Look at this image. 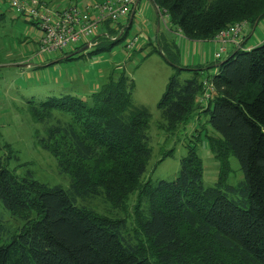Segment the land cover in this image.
Masks as SVG:
<instances>
[{
    "label": "trees",
    "instance_id": "trees-1",
    "mask_svg": "<svg viewBox=\"0 0 264 264\" xmlns=\"http://www.w3.org/2000/svg\"><path fill=\"white\" fill-rule=\"evenodd\" d=\"M150 2L191 42L210 41L234 24L253 26L264 19V0ZM4 4L0 25L9 21ZM129 18L106 22L89 55L124 41ZM158 37L151 53L161 54L174 73L156 105L157 128L171 135L191 116L208 117L205 124L213 135H205V142L218 164L215 185L202 184L200 132L186 145L173 181H143L152 158L151 113L133 104L134 85L123 70L112 72L86 98L29 99L25 111L44 134L37 136L38 144L69 184L49 187L30 174L17 176L8 169L7 146L0 140V205L23 222L10 232L0 221V264H264V43L245 50L240 39L222 62L185 66L175 43ZM182 73L190 77L182 80ZM205 91L210 97L197 102ZM171 154L165 152L159 162ZM229 156L243 174L234 186L227 183ZM132 195L136 203L128 219L125 207ZM96 197L124 216L78 205Z\"/></svg>",
    "mask_w": 264,
    "mask_h": 264
},
{
    "label": "rangeland",
    "instance_id": "rangeland-1",
    "mask_svg": "<svg viewBox=\"0 0 264 264\" xmlns=\"http://www.w3.org/2000/svg\"><path fill=\"white\" fill-rule=\"evenodd\" d=\"M24 1L31 4V0ZM37 1L44 4L50 11L61 10L69 6L85 9L86 5V3L81 5L80 0ZM1 6H3L1 10L6 13L9 21L0 25V140L3 145L7 146L4 154L7 155L5 161L10 171L17 176L30 174L35 181L49 187L68 188V178L58 172L55 159L39 146L36 138L44 135L42 127L31 121L25 111V102L32 98L45 100L63 94L86 98L88 89L95 91L107 82L112 72L118 73L123 70L134 85L133 104L144 106L151 113L149 136L152 158L143 176V181L149 180L151 183L158 180L173 181L179 174L180 161L186 154V145L193 139V136L200 132L201 140L197 149L203 164L202 184L205 188L215 185L218 164L207 150L205 142V135H213L212 130L205 124L208 117L201 116L200 120H197L196 116H191L184 128H180L171 135L157 128L160 118L156 105L174 69L161 54L151 53L152 47L156 43L157 36L161 39L160 35L166 36L168 43H175L176 39H185L178 30L171 29L165 11L160 10L158 13L150 0H140L131 29L124 41L119 42L109 51L91 56L89 55L92 51L90 48L97 46L96 43L74 60L48 66L51 61L55 60V56H37L38 41L41 36L39 30L29 24L25 18L14 16V12L6 4ZM11 19H16L13 24ZM258 24L255 23L253 26L246 23L234 24L232 27H237L238 30L234 31V36L226 43H222L219 37L220 32L214 39L205 41L214 42L216 45L213 61L225 60L227 55L222 56L221 54L222 50H225L224 45L237 38L242 39L247 31L254 30ZM259 31L260 27L253 35L252 43L256 41V37H259ZM134 39H137L134 48L127 49L126 43L133 42ZM178 42L177 49L180 59L189 57V60H197V52H195V46L193 47L195 44H188L190 45L188 46L183 45V42ZM24 64H29V66L14 67ZM212 70L214 69H210L209 72ZM189 77L188 73L181 75L182 80ZM202 124H205V127H201ZM169 151L172 152L171 156L159 162L163 154ZM228 162L230 173L227 183L234 186L243 181V174L233 156H229ZM135 203L136 196H129L125 207L127 211L125 217L129 216L128 219H130ZM78 205L86 206L104 215L124 216L107 204L102 197H96L87 202L79 201ZM0 221L10 232L17 230L23 224L22 221L11 217L1 205Z\"/></svg>",
    "mask_w": 264,
    "mask_h": 264
},
{
    "label": "built area",
    "instance_id": "built-area-1",
    "mask_svg": "<svg viewBox=\"0 0 264 264\" xmlns=\"http://www.w3.org/2000/svg\"><path fill=\"white\" fill-rule=\"evenodd\" d=\"M30 2L31 4L24 0H0V3H5L16 16L29 19L34 23L35 28L41 33L37 56H55L54 58H57L69 53L66 51L73 47L89 45L90 48L94 46L96 44L94 38L101 33L104 24L106 22L113 24L124 22L132 12L134 13L137 0H104L99 3L90 2L85 5V9L69 6L55 11L48 10L44 4H40L37 0ZM237 30V27L231 26L220 32L219 37L222 43H226L229 38H232L234 31ZM136 42L137 39H134L133 42L126 43L125 47L131 50ZM228 44L224 45L226 52L222 50V56L231 48L238 47L240 38L230 41ZM203 85H207L206 81L203 82ZM209 97L210 94L205 91L199 102L205 103Z\"/></svg>",
    "mask_w": 264,
    "mask_h": 264
},
{
    "label": "crops",
    "instance_id": "crops-1",
    "mask_svg": "<svg viewBox=\"0 0 264 264\" xmlns=\"http://www.w3.org/2000/svg\"><path fill=\"white\" fill-rule=\"evenodd\" d=\"M80 1H81V5H83L84 3L87 4V2H88L87 0H80ZM100 1H104V0H100ZM136 3L137 4H136V8L134 10L133 15L135 14L136 10L139 7L140 0H137ZM129 20H130V18H129ZM132 22H133V20H132ZM261 23H262V25H260ZM258 27H260V31H259L260 35H259V37H256V41H254L252 43L251 40H252L253 35H254V33ZM161 36H163V35H161ZM163 37H166V36H163ZM178 41L183 42V45L195 44V45H193V47L195 46L194 49H195V52H197V60L196 59L189 60L188 59L189 57L186 59H181L182 61H180V63L182 65H185V66H208L210 63L214 62L213 61V54H214L215 49H216V45L214 42H190V41H187L186 39H176L175 40L176 46H177V43H179ZM250 42H251V44H249ZM262 43H264V19L259 22V24L257 25V27L254 30H249L243 35L241 45H242L243 49L249 50V49H252V48H254V47H256ZM188 46H190V45H188ZM73 49H75V47L68 49L66 52H70ZM198 53H199V55H198ZM59 57H61V56H59ZM57 58H55V59H57ZM53 61H55V60H53ZM214 72L215 71H211L210 73L212 74ZM92 92H94V91L93 90L91 91L88 89L87 95H90Z\"/></svg>",
    "mask_w": 264,
    "mask_h": 264
},
{
    "label": "water",
    "instance_id": "water-1",
    "mask_svg": "<svg viewBox=\"0 0 264 264\" xmlns=\"http://www.w3.org/2000/svg\"><path fill=\"white\" fill-rule=\"evenodd\" d=\"M132 18H133V12L130 15L129 24L132 22ZM87 49H89V45H86V46L82 47L81 49L73 52L71 55H67V56H63V57H60L58 59H55V61H53V64L57 63L59 60L66 59V58H69L71 56H75V55L81 54V53L85 52ZM220 65H221V63H219L217 66H220ZM28 66H29V64H24V65H17V66H14V67L25 68V67H28Z\"/></svg>",
    "mask_w": 264,
    "mask_h": 264
}]
</instances>
